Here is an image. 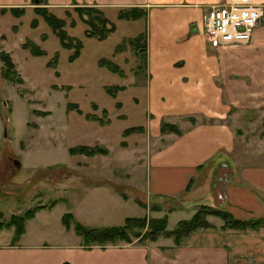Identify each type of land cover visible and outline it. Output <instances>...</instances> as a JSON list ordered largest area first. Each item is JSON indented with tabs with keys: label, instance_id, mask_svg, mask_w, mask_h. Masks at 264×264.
<instances>
[{
	"label": "rangeland",
	"instance_id": "obj_1",
	"mask_svg": "<svg viewBox=\"0 0 264 264\" xmlns=\"http://www.w3.org/2000/svg\"><path fill=\"white\" fill-rule=\"evenodd\" d=\"M34 1L0 7V51L11 53L16 68L24 80L23 84H13L5 79L4 62L0 59V214L4 215L2 220H8L15 214H23L36 206L45 205L47 208L39 215H44L40 223L45 228L54 230L56 224L61 223V214L72 211L77 215L76 218L72 212L75 219L84 225L92 227L120 225L126 216L138 215L136 212L126 214L128 208H124L126 205H123V199L119 198L124 195H129L131 200L135 198L137 201L150 202L147 208L142 207L141 212L144 216L148 218L163 216V212L178 206L179 201L176 199L156 201L147 193V179L150 158L157 149H161L170 141L163 136L173 131L161 132L163 135L161 136L154 134V128L151 126L150 129L145 127L146 122V124L152 122L146 114V110L148 113L150 109L147 102L149 98L143 96L148 84V76L144 78L146 65L141 51V48L146 47L144 44L148 39V32H145L144 26L145 18L123 20L118 16L120 10L138 8L148 11V7L126 6L110 10L88 2ZM38 7L52 15L65 18L68 33L83 41L81 54L77 58L70 60L74 48L62 47L53 29L42 16L35 13V8ZM2 9L8 12L2 13ZM10 9L18 11L24 9V13L17 17ZM78 9L84 10V16L88 21L91 18L95 20L97 15L95 10H102L117 27V23H124L119 25L117 32H113L105 40L88 37L85 35L88 23L79 16ZM35 18L38 19L37 25L32 24ZM192 27L188 24L186 34L188 40L193 35ZM138 29L146 33L145 43H141L142 46L138 48L128 42L126 43L128 48L122 54L116 53V46L122 44L126 37L136 35L134 31ZM202 34L214 47V43L204 33ZM30 39L36 41L45 53L36 56L25 49L23 45ZM251 42L215 46L217 50L208 48L210 52L207 53L198 49L195 55L200 60L204 58L201 63L207 58L211 60L204 65L210 74L217 73L220 68L213 79L217 83L221 81L222 85L226 84L227 88L221 86V89L224 90L223 87L228 89V94L230 90L250 92L264 86V58L259 59L260 54L257 55L251 48ZM193 53L192 51L191 54ZM221 53L226 54L223 57L224 66H219L218 63ZM56 54L57 65H50L49 62ZM103 57L120 64L126 71V79L100 66L99 60ZM258 59L259 64L255 69L254 63ZM223 67L226 83L223 82V76H218L219 73L221 75ZM253 72L257 73V79L251 77ZM117 85L125 86L128 90H116L110 95L107 87ZM21 90L24 92L23 95ZM69 103H75L78 108L68 109ZM94 105L98 108L95 109ZM34 110L49 114L40 115ZM239 111L237 118L231 119L235 130L241 131L238 133L241 136L238 139V158L242 155L243 163L264 166V113ZM87 113H91L94 120L87 118ZM146 118L148 120H145ZM198 118L202 122L211 121L206 117ZM181 119L184 122L179 123ZM162 120L171 124L177 120L178 124H173L182 131L180 126L193 124L196 117L194 114L192 116L164 114ZM137 125H143L145 131L136 129L124 134L125 129ZM182 134L183 131L178 135ZM80 145L104 146L109 149V154L69 153L70 148ZM15 160H20L22 164L20 168L16 166ZM218 173L208 172L205 175L202 183L207 186L208 191L212 189L211 186L216 187L217 191L220 190L216 185ZM95 184L107 185L108 191L103 190L99 194L85 190L87 186ZM113 192L115 196L118 194V198L115 197L113 200L114 207L109 203V193L113 195ZM54 202L57 204L50 207ZM194 204L197 202H188L183 208L173 212L168 218V229H173L182 219L191 218L201 207ZM216 219L221 221L219 217Z\"/></svg>",
	"mask_w": 264,
	"mask_h": 264
},
{
	"label": "crops",
	"instance_id": "obj_2",
	"mask_svg": "<svg viewBox=\"0 0 264 264\" xmlns=\"http://www.w3.org/2000/svg\"><path fill=\"white\" fill-rule=\"evenodd\" d=\"M31 1L35 2L0 0V7ZM67 1L96 3L110 10L126 6L148 7V16L144 19L145 32H148L144 78L148 76V84L143 96L149 98L147 102L150 109L148 113L146 110V114L152 122H146L145 127L150 129L151 126L154 134L163 136L160 128L164 114H194L196 117L193 124H181L183 127L179 125L182 135L166 133L163 137L170 141L157 149L150 158L148 195L156 201H179L178 206L163 212V216L169 218L186 203L195 201L198 205L194 206L223 208L239 219L264 217V166L243 163L242 155L238 158L241 131L235 130L234 122L231 121L237 118L239 110L264 113V86L250 92L230 90L228 94L226 84L222 85L221 81L217 83L213 79L220 68L217 73L210 74L204 65L211 60L207 58L201 63L204 58L200 60L195 55L198 49L205 53L210 52L208 48L217 50L203 38L202 16L212 4L225 0ZM254 1L264 3V0ZM263 20L254 31L251 42V48L257 55L260 54V58L256 56L260 60L264 58ZM121 23L124 22L117 23L118 27ZM188 24L193 26L190 40L186 36ZM140 30L134 31L136 35L124 38L137 36L142 32ZM225 55L222 54L219 58V66H224ZM259 59L255 60V69ZM224 69L225 67L218 76H223V82L226 83ZM256 75L253 72L251 77L257 79ZM221 86L226 88L223 87V90ZM133 88L139 90L135 86ZM197 116L209 118L211 121H199ZM176 121L172 123L178 124ZM179 121L181 123L183 120ZM208 172H219L216 180L219 191L213 186L208 191L207 186L203 185ZM108 188L107 185L95 184L87 186L85 190L99 193ZM111 193L109 203L114 207L113 200L118 198V194L115 196L114 192L113 195ZM119 198L123 199V205H126L124 208H128L126 214H138L126 216L124 222L127 217H143L142 207L147 208L150 204L148 200H131L129 195ZM44 209L46 208L38 210L27 221L26 230L18 242H12L13 229L0 231V264H264V229L247 232L223 230L221 226L224 221L216 219L217 216H208L214 227L198 229L178 246H175L173 238L164 236L157 241L88 246L84 244L81 236L73 229L68 230L62 223L65 212L61 214V223L56 224L54 230L42 226L40 222L44 215H39ZM72 212L77 218L75 211ZM38 217L40 221L37 222Z\"/></svg>",
	"mask_w": 264,
	"mask_h": 264
},
{
	"label": "trees",
	"instance_id": "obj_3",
	"mask_svg": "<svg viewBox=\"0 0 264 264\" xmlns=\"http://www.w3.org/2000/svg\"><path fill=\"white\" fill-rule=\"evenodd\" d=\"M2 13L8 12L5 9L1 10ZM24 9L15 10L10 9V12L17 16L21 17ZM80 13V17L88 23L87 28L85 30V35L88 37H95L99 40L107 39L113 32L116 31L117 26L114 22L110 21L106 16L104 11L95 10L97 13L95 20L90 19L89 21L85 18L83 11L78 9ZM21 12V13H20ZM35 13L39 16H42L44 20L48 23V25L53 29L58 38L60 39L62 47L73 49L74 53L70 56V60H74L81 54V50L83 48V41L75 36H72L68 33L65 27V18H61L56 15H52L50 12H46V10L41 8H35ZM148 15V11L146 9H126L119 11V18L123 20H137L139 18H146ZM38 19L35 18L33 21V25H37ZM74 25V23H72ZM146 33L143 31L139 33L134 38H126L122 44H119L115 48L116 53L123 52L128 48L127 44H133L136 47H141L143 43H145ZM144 40V42H143ZM142 43V44H141ZM146 46V44H144ZM23 47L28 49L33 55H42L44 54V50L42 47L33 40H28ZM142 57L144 59V65H146L147 54L146 47L141 48ZM57 57L52 58V61L49 62L50 65H57ZM0 59L4 62L3 65V77L7 79L9 82L13 84H23L24 80L16 68V64L11 56L10 52H6L4 50L0 51ZM99 64L102 67H106L111 72L117 73L119 76L125 78L126 71L123 67L115 62L113 59L109 58H101L99 60ZM57 87V86H55ZM125 86H109L107 87V92L109 94H114L116 90H124ZM23 95V90L20 91ZM68 109L78 108L75 103H69ZM94 108H98L94 105ZM81 111L80 109H78ZM40 115H48V112H40L34 110ZM107 112L106 110H104ZM87 118L93 119V115L91 113L86 114ZM100 119V118H97ZM94 120V119H93ZM139 129L140 131H145L143 125L131 126L124 130V134L126 132L130 133ZM161 132L164 133L166 131H173L178 134H181L182 131L179 130L175 124H171L169 122L161 123ZM70 154H85V155H95V154H109V149L104 146H88V145H80L75 146L69 149ZM57 202H54L51 206H54ZM47 208L45 205L36 206L33 209L26 211L23 214H15L12 215L8 220H2L3 217L0 216V231L4 229H13V237L12 242L16 243L20 240L21 236L24 234L26 230V223L28 220L33 218L36 212L40 209ZM217 216L221 218L224 223L221 226L223 230H233L238 232H247V231H259L264 229V217H254L250 219H239L235 217L230 211L222 208H216L208 205L201 206L196 213L189 219H182L178 221L177 225L173 229H168V217L163 216L159 218H148V216L143 217H127L123 225H114V226H106V227H90L78 222L72 212H65L62 217V222L67 229L73 228L75 233L83 238L84 244L91 245H107V244H117L119 242L131 243L134 242L135 239L139 241H157L160 237H171L174 240L175 246H178L182 243V241L189 236L191 233L197 231L202 228H210L214 227V225L208 220V216Z\"/></svg>",
	"mask_w": 264,
	"mask_h": 264
},
{
	"label": "built area",
	"instance_id": "obj_4",
	"mask_svg": "<svg viewBox=\"0 0 264 264\" xmlns=\"http://www.w3.org/2000/svg\"><path fill=\"white\" fill-rule=\"evenodd\" d=\"M263 18L264 3L225 0L203 14L202 30L215 46L248 44Z\"/></svg>",
	"mask_w": 264,
	"mask_h": 264
},
{
	"label": "water",
	"instance_id": "obj_5",
	"mask_svg": "<svg viewBox=\"0 0 264 264\" xmlns=\"http://www.w3.org/2000/svg\"><path fill=\"white\" fill-rule=\"evenodd\" d=\"M15 163H16V166H17L18 168H20L21 165H22L21 162H20V160H16Z\"/></svg>",
	"mask_w": 264,
	"mask_h": 264
},
{
	"label": "flooded vegetation",
	"instance_id": "obj_6",
	"mask_svg": "<svg viewBox=\"0 0 264 264\" xmlns=\"http://www.w3.org/2000/svg\"><path fill=\"white\" fill-rule=\"evenodd\" d=\"M16 161V160H15ZM13 162H14V160H13Z\"/></svg>",
	"mask_w": 264,
	"mask_h": 264
}]
</instances>
